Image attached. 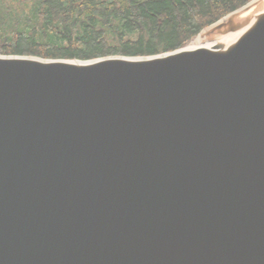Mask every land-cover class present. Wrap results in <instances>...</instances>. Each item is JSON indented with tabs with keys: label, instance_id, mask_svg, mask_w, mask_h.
Returning a JSON list of instances; mask_svg holds the SVG:
<instances>
[{
	"label": "water",
	"instance_id": "water-1",
	"mask_svg": "<svg viewBox=\"0 0 264 264\" xmlns=\"http://www.w3.org/2000/svg\"><path fill=\"white\" fill-rule=\"evenodd\" d=\"M248 3L196 35L211 46L0 54V264H264V0Z\"/></svg>",
	"mask_w": 264,
	"mask_h": 264
},
{
	"label": "trees",
	"instance_id": "trees-1",
	"mask_svg": "<svg viewBox=\"0 0 264 264\" xmlns=\"http://www.w3.org/2000/svg\"><path fill=\"white\" fill-rule=\"evenodd\" d=\"M251 0H0V54L87 60L172 51Z\"/></svg>",
	"mask_w": 264,
	"mask_h": 264
},
{
	"label": "bare ground",
	"instance_id": "bare-ground-1",
	"mask_svg": "<svg viewBox=\"0 0 264 264\" xmlns=\"http://www.w3.org/2000/svg\"><path fill=\"white\" fill-rule=\"evenodd\" d=\"M253 2V1H252ZM251 3V2H250ZM249 4V3H248ZM197 37V38H196ZM193 42L188 44L187 47H197V46H211V42L206 41L202 38V35L196 36Z\"/></svg>",
	"mask_w": 264,
	"mask_h": 264
},
{
	"label": "rangeland",
	"instance_id": "rangeland-1",
	"mask_svg": "<svg viewBox=\"0 0 264 264\" xmlns=\"http://www.w3.org/2000/svg\"><path fill=\"white\" fill-rule=\"evenodd\" d=\"M205 31V30H204ZM195 37L196 36H194V37H192L190 40H188L186 43H185V45L187 44V46H188V44L190 43H192L193 42V40L195 39ZM197 38V37H196Z\"/></svg>",
	"mask_w": 264,
	"mask_h": 264
}]
</instances>
